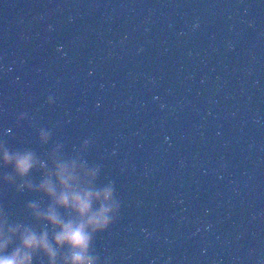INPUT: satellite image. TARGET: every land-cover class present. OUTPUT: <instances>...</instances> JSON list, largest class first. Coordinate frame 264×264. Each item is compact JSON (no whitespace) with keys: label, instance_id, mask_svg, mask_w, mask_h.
I'll return each instance as SVG.
<instances>
[{"label":"water","instance_id":"water-1","mask_svg":"<svg viewBox=\"0 0 264 264\" xmlns=\"http://www.w3.org/2000/svg\"><path fill=\"white\" fill-rule=\"evenodd\" d=\"M40 127L114 181L111 264H264V0H0V139Z\"/></svg>","mask_w":264,"mask_h":264},{"label":"clouds","instance_id":"clouds-1","mask_svg":"<svg viewBox=\"0 0 264 264\" xmlns=\"http://www.w3.org/2000/svg\"><path fill=\"white\" fill-rule=\"evenodd\" d=\"M26 116L19 114L17 123ZM52 137L51 129L39 128L40 145L51 143L43 155L0 139V168L10 169L0 181L16 193L36 194L25 202L27 219H13L0 206V264H111L96 239L120 214L114 181H100L102 166L87 158L89 140L68 151Z\"/></svg>","mask_w":264,"mask_h":264}]
</instances>
